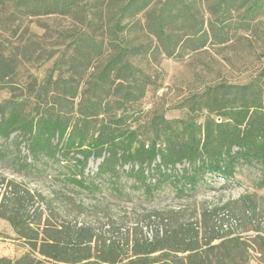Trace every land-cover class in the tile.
<instances>
[{
    "label": "rangeland",
    "instance_id": "1",
    "mask_svg": "<svg viewBox=\"0 0 264 264\" xmlns=\"http://www.w3.org/2000/svg\"><path fill=\"white\" fill-rule=\"evenodd\" d=\"M127 1L83 0L68 14L29 16L16 7V0H0V51L14 66L0 99L18 98L33 107L40 85L52 73L54 80L71 78L78 90L70 98L71 105L77 106L111 54V38L114 43L142 46V53L128 55L145 86L144 96L129 104L135 124L162 113L169 119L187 116L184 105L210 85L264 80V0L249 6L246 0H235L229 10L218 3L220 0H174L185 10L166 19L167 33L174 42L179 41L173 56L147 30V10L123 18L124 30L114 33ZM165 1L154 0L150 8L161 12ZM87 35L102 43L101 55L88 45L81 52L76 48ZM55 98L49 101L57 105ZM0 148L8 152L7 160L0 161V174L27 183L43 196L29 207L31 220L41 222L40 227L19 233L0 217V258L16 263L32 253L37 257L33 264H72L47 259L32 249L34 244L49 248L53 242L54 229L44 227L48 221L66 226L84 223L94 229L89 243L60 255L82 259L75 264L98 263L102 258L108 260L102 264H187L191 251L146 254L137 253L133 247L134 235L149 237L167 227V219L159 221L161 225L152 223L148 213L173 210L168 213L173 221L199 231L194 250L202 253L198 259H205L207 264H264V168L260 163L240 164L228 178L208 174L196 189L186 192L167 182L149 197L126 176L117 182L122 191H115L109 175H96L100 160L93 158L86 168V180L93 181L94 192L70 182L61 173L66 169L47 158L39 162L40 176H21L15 173L11 158L27 155L24 145L18 154L14 143L0 138ZM47 202L50 208L46 210ZM214 236L218 237L206 244ZM224 240L229 241L224 244ZM73 242L74 238L69 244Z\"/></svg>",
    "mask_w": 264,
    "mask_h": 264
},
{
    "label": "trees",
    "instance_id": "2",
    "mask_svg": "<svg viewBox=\"0 0 264 264\" xmlns=\"http://www.w3.org/2000/svg\"><path fill=\"white\" fill-rule=\"evenodd\" d=\"M81 1L16 0L15 4L25 14L36 16L68 14ZM153 1L128 0L121 10V19L115 24L114 33L124 30L123 18L134 17L147 10V30L158 38L165 52L173 56L179 41L174 42L167 33L166 19L168 15H178L185 9L174 0H166L162 11L156 13L150 8ZM246 1L247 6L253 1L256 5V0ZM218 3L229 10L235 0H220ZM114 41L112 38L109 40L112 52L87 88V95L77 106L71 105L70 98L78 91L71 78L60 76L54 80L52 73L40 85L33 107L29 108L26 100L18 98L0 99V138L14 143L18 154L22 145L28 151L27 155L16 154L11 158L15 173L38 177L41 175L39 162L47 158L66 169L61 173L70 182L94 192L93 181L86 180V168L93 158L100 160L96 175H109L115 183V191H122L117 182L126 176L134 180L138 189L142 188L147 196L153 197L167 182H174L179 192H186L196 189L208 174L227 178L234 175L236 166L243 163L257 162L264 168L262 78L246 84L222 82L210 85L184 105L188 109L187 116L169 119L162 113L148 118L144 123L135 124L129 108L144 96L145 86L136 73L137 68L128 60V55L142 53V46H126ZM86 45L93 47L96 55L102 54L103 45L94 36L87 35L82 41L79 40L76 48L81 52ZM13 72L11 60L0 51V91L6 88ZM49 98L57 99L59 104L54 105ZM202 116L204 120L200 119ZM7 158L8 152L0 148V161ZM36 192L27 183L0 174V217L9 221L19 233L41 226V222H35L29 216L31 203H35L39 196L43 198L41 192ZM47 204L46 210L50 208L49 202ZM172 212L154 210L147 214L148 220L159 225L163 223L159 221L167 219V227L161 231L158 229L149 237L134 235L132 241L137 253L191 251L186 256L187 264H207L205 259H198L202 253L194 251L198 245L199 231L177 224L168 215ZM44 225L45 228L54 229L55 238L48 244L49 248L45 245L38 248L34 244L32 249L47 259L79 263L82 259L60 255L89 243L94 237V229L84 223L66 226L46 221ZM217 237L210 238L206 244ZM73 238L75 242L69 244ZM228 241L222 243L227 244ZM35 258L32 253L22 256L16 263L0 258V264H33ZM103 262L108 260L102 258L101 262L87 264Z\"/></svg>",
    "mask_w": 264,
    "mask_h": 264
}]
</instances>
